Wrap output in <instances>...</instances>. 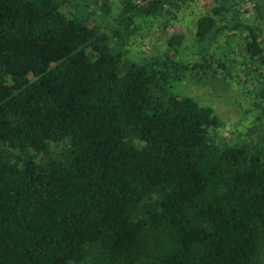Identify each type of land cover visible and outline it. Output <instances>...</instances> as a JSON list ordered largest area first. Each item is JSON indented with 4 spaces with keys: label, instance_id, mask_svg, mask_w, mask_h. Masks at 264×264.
<instances>
[{
    "label": "trees",
    "instance_id": "obj_1",
    "mask_svg": "<svg viewBox=\"0 0 264 264\" xmlns=\"http://www.w3.org/2000/svg\"><path fill=\"white\" fill-rule=\"evenodd\" d=\"M118 1L106 32L91 13L107 0H0V264H264V145L209 137L212 107L174 88L183 32L149 61L107 45L133 16L184 0ZM233 6L196 17L198 59L239 30L264 70V0L254 22Z\"/></svg>",
    "mask_w": 264,
    "mask_h": 264
},
{
    "label": "rangeland",
    "instance_id": "obj_2",
    "mask_svg": "<svg viewBox=\"0 0 264 264\" xmlns=\"http://www.w3.org/2000/svg\"><path fill=\"white\" fill-rule=\"evenodd\" d=\"M211 1L184 0L176 4L164 1V9L159 13L133 16L126 35L120 39H109L107 45L121 51L124 59L149 61L164 54L166 38L172 31L181 30L184 38L175 57L188 64V68L184 79L174 88L194 97L200 104L212 107L219 123L208 129L209 137L214 143H243L252 147L264 145V118L258 117L256 105L263 81L260 73L264 70L258 71L254 64L246 60L241 48L242 32L234 30L217 35L209 47L208 63L199 60L195 52L194 21L208 10ZM233 1L234 6L230 10L236 9L237 16L243 21H255L258 12L253 9L254 0ZM107 2L108 14L101 15L94 6L95 13H91L95 23L106 32L119 10L118 0ZM258 26L263 28L262 23ZM218 62H222L223 66H219ZM134 143L141 144L137 139ZM64 145L62 140L49 141L47 151L38 152L35 159L39 161L56 156Z\"/></svg>",
    "mask_w": 264,
    "mask_h": 264
}]
</instances>
